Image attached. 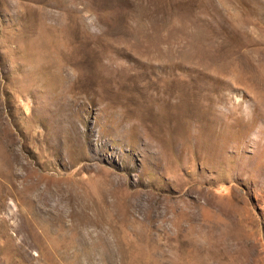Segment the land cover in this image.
Instances as JSON below:
<instances>
[{
  "label": "rangeland",
  "instance_id": "374dc122",
  "mask_svg": "<svg viewBox=\"0 0 264 264\" xmlns=\"http://www.w3.org/2000/svg\"><path fill=\"white\" fill-rule=\"evenodd\" d=\"M0 264H264V0H0Z\"/></svg>",
  "mask_w": 264,
  "mask_h": 264
}]
</instances>
